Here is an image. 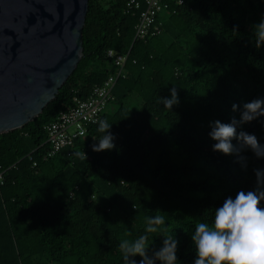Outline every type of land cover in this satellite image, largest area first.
Instances as JSON below:
<instances>
[{"label": "trees", "instance_id": "1", "mask_svg": "<svg viewBox=\"0 0 264 264\" xmlns=\"http://www.w3.org/2000/svg\"><path fill=\"white\" fill-rule=\"evenodd\" d=\"M142 9L90 0L76 70L35 121L0 135V264H124L120 241L145 234V218L157 211L167 230L149 234V255L171 235L177 264H194L195 224L212 223L228 197L256 190L264 158L250 149L244 160L213 151L209 132L214 121L239 120L233 104L264 99V45L257 48L254 34L264 0H185L160 15L161 35L134 42ZM108 50H130L100 119L116 147L92 150L102 135L97 123L71 156L45 160L47 125L115 72ZM173 87L179 104L169 111L158 98H170ZM241 130L264 146V117Z\"/></svg>", "mask_w": 264, "mask_h": 264}, {"label": "water", "instance_id": "2", "mask_svg": "<svg viewBox=\"0 0 264 264\" xmlns=\"http://www.w3.org/2000/svg\"><path fill=\"white\" fill-rule=\"evenodd\" d=\"M90 0H0V135L35 121L83 57Z\"/></svg>", "mask_w": 264, "mask_h": 264}, {"label": "clouds", "instance_id": "3", "mask_svg": "<svg viewBox=\"0 0 264 264\" xmlns=\"http://www.w3.org/2000/svg\"><path fill=\"white\" fill-rule=\"evenodd\" d=\"M255 42L257 48L264 45V19L254 26ZM164 109L171 110L179 104L178 92L175 87L171 89L170 98H158ZM240 111V118H233L231 123H221L219 120L210 124V138L216 143L213 151L224 155H240L250 149L257 158H264V146L260 145L257 137L243 130L237 133V128L244 124L264 117V99H254L241 106L233 104L232 111ZM97 131L102 135L98 144L92 145L95 152L111 151L116 146L115 137L111 134V125L107 120L98 121ZM236 139L237 146L232 144ZM80 160H86L84 151L73 153ZM257 187L254 191H239L235 199L228 197L223 205L214 212L212 223L195 224L191 239L196 250L194 264H264V170H255ZM145 234L134 240L123 239L119 243V251L123 256L124 264H137L133 259L139 256V264H177L178 241L171 235H163V246L149 255V234L166 232L165 215L157 214L145 218Z\"/></svg>", "mask_w": 264, "mask_h": 264}, {"label": "built area", "instance_id": "4", "mask_svg": "<svg viewBox=\"0 0 264 264\" xmlns=\"http://www.w3.org/2000/svg\"><path fill=\"white\" fill-rule=\"evenodd\" d=\"M184 3L185 0H143L142 2L127 0L129 10H139L143 7L135 26L134 42L137 40L148 41L161 35L163 32V22L160 19V15L170 11L176 13V7L184 5ZM129 55L130 50L126 54L108 50L106 57L115 72L103 84L94 86L88 98L76 100L74 107L61 113L54 122L47 125V139L39 147H46L45 153H43L45 160L65 150H68V156H71L69 149L75 145L78 139L87 136L91 125L97 124L100 121L114 99V87L118 80L126 75L125 65ZM36 165L37 163L34 162V166ZM1 180L2 174H0Z\"/></svg>", "mask_w": 264, "mask_h": 264}]
</instances>
